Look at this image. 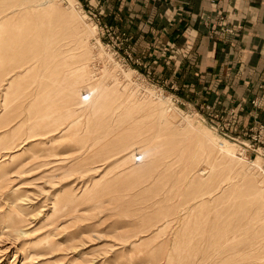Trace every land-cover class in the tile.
I'll list each match as a JSON object with an SVG mask.
<instances>
[{"label":"rangeland","instance_id":"374dc122","mask_svg":"<svg viewBox=\"0 0 264 264\" xmlns=\"http://www.w3.org/2000/svg\"><path fill=\"white\" fill-rule=\"evenodd\" d=\"M84 2L0 0V264H264V125Z\"/></svg>","mask_w":264,"mask_h":264},{"label":"crops","instance_id":"0c3cea01","mask_svg":"<svg viewBox=\"0 0 264 264\" xmlns=\"http://www.w3.org/2000/svg\"><path fill=\"white\" fill-rule=\"evenodd\" d=\"M84 1L232 128L264 125V0Z\"/></svg>","mask_w":264,"mask_h":264},{"label":"bare ground","instance_id":"6f19581e","mask_svg":"<svg viewBox=\"0 0 264 264\" xmlns=\"http://www.w3.org/2000/svg\"><path fill=\"white\" fill-rule=\"evenodd\" d=\"M163 103H165V102H163ZM165 104H166V103H165ZM218 145H220V146H218V147L220 148V150H221L222 152H226L228 155H231V154H232V152H230V150L228 149V147H227L226 145H224L223 143H219ZM135 155H136V154H132L131 157H130V159L133 158ZM35 254H36V255H40V256L45 255V254L37 253V252H35ZM40 256H39V257H40Z\"/></svg>","mask_w":264,"mask_h":264},{"label":"built area","instance_id":"2783aa9c","mask_svg":"<svg viewBox=\"0 0 264 264\" xmlns=\"http://www.w3.org/2000/svg\"><path fill=\"white\" fill-rule=\"evenodd\" d=\"M208 1H210L211 3H214L215 2V0H208ZM261 130H262V128H261Z\"/></svg>","mask_w":264,"mask_h":264}]
</instances>
